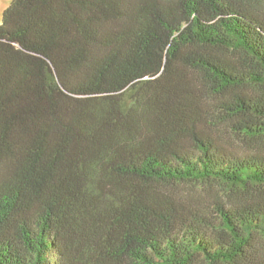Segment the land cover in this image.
<instances>
[{"label": "trees", "instance_id": "obj_1", "mask_svg": "<svg viewBox=\"0 0 264 264\" xmlns=\"http://www.w3.org/2000/svg\"><path fill=\"white\" fill-rule=\"evenodd\" d=\"M0 264H264V0H13Z\"/></svg>", "mask_w": 264, "mask_h": 264}, {"label": "rangeland", "instance_id": "obj_2", "mask_svg": "<svg viewBox=\"0 0 264 264\" xmlns=\"http://www.w3.org/2000/svg\"><path fill=\"white\" fill-rule=\"evenodd\" d=\"M13 0H0V22L1 18H3L4 11L10 6Z\"/></svg>", "mask_w": 264, "mask_h": 264}]
</instances>
